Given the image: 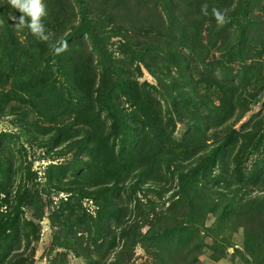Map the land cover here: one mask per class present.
<instances>
[{
    "label": "trees",
    "instance_id": "16d2710c",
    "mask_svg": "<svg viewBox=\"0 0 264 264\" xmlns=\"http://www.w3.org/2000/svg\"><path fill=\"white\" fill-rule=\"evenodd\" d=\"M61 1L42 0L33 34L0 0V113L37 112L72 156L40 183L0 155V264H36L45 217L49 264H203L239 230L244 264H264V115L243 121L264 95V0ZM139 244L160 252L138 263Z\"/></svg>",
    "mask_w": 264,
    "mask_h": 264
},
{
    "label": "rangeland",
    "instance_id": "374dc122",
    "mask_svg": "<svg viewBox=\"0 0 264 264\" xmlns=\"http://www.w3.org/2000/svg\"><path fill=\"white\" fill-rule=\"evenodd\" d=\"M49 2V1H47ZM61 2H64L63 0ZM110 52L113 53L114 56L119 57V59H125L127 65H131L128 54L123 52V47H120V39L118 37H114L108 41H105ZM137 63L140 64L142 69V76L139 74V81L142 83L143 81H153V77L148 73L145 69L144 65L140 62H135L132 65V70L139 72V70H134L137 66ZM34 92H32L29 96L25 98L34 97ZM24 98L21 97V100L17 101V108L22 112L26 108L30 107L29 104L23 103ZM11 107L8 106L7 110H10ZM264 115V95L258 104L253 106L252 110L246 115L243 121L248 118L256 115V114ZM18 114V113H16ZM20 115L12 116L10 114H2L0 113V136L3 134H8L2 140H0V155L4 158H9L13 162V169H19L20 167L31 166V170L33 177H36L37 182H44L43 171L47 164L51 163L50 159L56 160L55 162H68L71 160V155H54L53 152L57 150H61L63 144L50 146L49 142L46 140L52 132H48V128L53 126V123L45 121L40 114L31 113L29 118L25 120L26 123L23 122V125H20ZM185 130L183 125H179V132L182 133ZM52 148V149H51ZM55 156V157H51ZM19 173L15 175V178L19 179ZM61 196H65L64 193H61L59 196H55L54 203L58 201V198ZM86 206L90 208V210L94 209L93 204L91 202L86 201ZM29 216V214H27ZM213 218H210L208 224L213 222ZM41 239L39 243H37L36 250V264H49L50 256L47 255L48 248L51 245L52 240V228L50 226V221L47 217H45L41 221ZM230 237V236H229ZM227 238V240L229 239ZM211 241L210 239L208 240ZM230 245L228 248V253L226 257L221 258L218 261L212 260L210 257V251H205L201 255V261L203 264H244L242 257L239 254L244 252V235L243 230H239V232L232 235L230 238ZM149 253L146 251V248L139 244L136 247V255L135 259L138 263L145 261L147 256H151V254H158L160 252V246L158 244H150L149 245ZM68 264H85L82 258L77 257L73 253L68 255Z\"/></svg>",
    "mask_w": 264,
    "mask_h": 264
},
{
    "label": "clouds",
    "instance_id": "9594fccd",
    "mask_svg": "<svg viewBox=\"0 0 264 264\" xmlns=\"http://www.w3.org/2000/svg\"><path fill=\"white\" fill-rule=\"evenodd\" d=\"M8 3L17 9L21 15L17 19L16 27H27L33 34L36 32V21L39 19L42 11V0H8ZM203 14L207 15V5L201 8ZM212 15L215 17L218 24L227 23L226 13L218 8L212 9ZM27 18V19H26ZM67 44L63 43L61 48L55 49L57 53L66 50Z\"/></svg>",
    "mask_w": 264,
    "mask_h": 264
}]
</instances>
